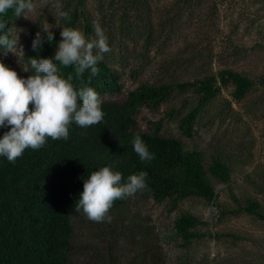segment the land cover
Here are the masks:
<instances>
[{
  "label": "rangeland",
  "instance_id": "1",
  "mask_svg": "<svg viewBox=\"0 0 264 264\" xmlns=\"http://www.w3.org/2000/svg\"><path fill=\"white\" fill-rule=\"evenodd\" d=\"M228 1L86 0V8L107 36L111 51L103 56L122 74L126 91L140 82L194 79L223 67L252 78L263 74L264 29L243 36L239 47L230 46L223 33L234 29L229 19L239 12L264 23V0ZM33 4L34 11L22 15L13 28L23 53L5 55L0 49V56L23 67L25 79L32 70L25 51L36 36L33 32L41 31L44 24L60 26L64 0L59 10L53 0H33ZM245 29L243 24L237 28L240 33ZM195 103L193 94H180L162 103L159 113L142 108L139 117L148 126V120H156L171 105L179 108V117ZM178 117L167 120L161 133L181 138L206 156L221 155L231 167L230 181L215 183L217 197L209 202L198 197L157 202L150 195L134 194L109 210L110 223L92 222L85 216L77 223L76 264H264V221L245 212L221 216L218 207H235L231 191L239 200L245 195L264 200V87L238 101L230 97L229 88L222 89L204 108L192 138L180 134ZM183 212L207 221L197 228L202 237L188 245L174 226Z\"/></svg>",
  "mask_w": 264,
  "mask_h": 264
},
{
  "label": "trees",
  "instance_id": "2",
  "mask_svg": "<svg viewBox=\"0 0 264 264\" xmlns=\"http://www.w3.org/2000/svg\"><path fill=\"white\" fill-rule=\"evenodd\" d=\"M61 11L68 16L64 18L58 14L60 26L51 29L54 40H45L38 51L33 50L32 44L26 49L25 58L30 67L33 57L54 58L62 39L60 31L65 28L79 29L88 39L94 37V23L86 0H64ZM21 17H16L13 10L0 14V18L7 19V27L12 28ZM261 20L244 12L229 19L234 29L223 33L229 45L241 46V38L253 29L263 32ZM168 24L172 26L171 22ZM240 24L246 27L241 32L243 35L237 30ZM33 33L36 35L37 31ZM45 35L41 32L42 38ZM0 61L23 78L22 66L4 55L0 56ZM56 63L62 78L72 76L71 82L76 89L93 87L102 96L101 107L106 115L102 123L88 128L71 124L67 140L48 137L39 150L25 149L14 164L0 156V264H76L73 255L77 223L85 217L82 210L76 211V204L84 180L102 167L122 173V182L129 175L146 172L150 190L136 194L150 195L157 202L172 200L176 203L188 197L213 201L217 197L215 183L230 181L231 167L221 155L210 153L206 156L202 149L185 145L181 138L161 133L167 120L180 114L177 106L171 105L156 120H148V126L141 122L139 113L142 108L159 113L162 103L180 94H193L196 103L177 118L180 134L192 138L204 108L222 89L229 88L230 97L241 100L254 88L264 87V73L252 78L223 67L194 79L159 84L140 82L125 91L122 74L104 56L97 65L100 71L95 77L90 70L77 77L74 66ZM131 71L137 72L136 69ZM30 74L35 75V70ZM9 130L0 128V138ZM136 135L154 153L152 161L142 162L134 152L132 140ZM229 195L235 207L227 210L218 206L221 216L245 212L264 221V200L250 195L239 200L232 191ZM124 200L114 201L111 209L121 206ZM205 224L207 221L191 212L181 213L174 222L185 245L202 237L197 228ZM93 264L113 263L98 261ZM126 264L137 263L129 261Z\"/></svg>",
  "mask_w": 264,
  "mask_h": 264
},
{
  "label": "clouds",
  "instance_id": "3",
  "mask_svg": "<svg viewBox=\"0 0 264 264\" xmlns=\"http://www.w3.org/2000/svg\"><path fill=\"white\" fill-rule=\"evenodd\" d=\"M61 6V0H53L54 8L59 10ZM7 10H13L16 17L25 16L34 11L33 0H0V14H6ZM59 14L64 18L68 16L63 11ZM8 24L7 19L0 18V32L3 33L0 35V48L5 55L8 52L23 53V47L18 48V33L13 36L14 29L7 27ZM53 27L51 24L41 26V31L32 41L33 50L38 51L45 40H54ZM93 27L95 35L90 39L79 29L61 30L62 39L54 58H31L35 75L26 79L0 61V128H10L0 138V156L14 164L25 149L39 150L48 137L67 140L73 123L88 128L104 121L106 114L102 110L99 93L93 87L76 89L71 82L72 76L62 78L56 63L64 67L74 66L77 77L89 70L93 77L98 75L97 65L111 48L102 27L98 23ZM41 32L46 34L43 38ZM132 146L142 162L155 158L139 135L133 138ZM146 178L147 173L140 171L122 182V173L114 172L110 167L93 171L84 180L76 211L82 210L92 222L110 223L109 210L113 202L150 190Z\"/></svg>",
  "mask_w": 264,
  "mask_h": 264
}]
</instances>
